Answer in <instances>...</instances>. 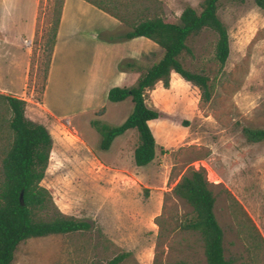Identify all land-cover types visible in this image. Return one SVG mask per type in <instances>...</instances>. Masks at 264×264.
I'll return each mask as SVG.
<instances>
[{
    "label": "rangeland",
    "instance_id": "rangeland-1",
    "mask_svg": "<svg viewBox=\"0 0 264 264\" xmlns=\"http://www.w3.org/2000/svg\"><path fill=\"white\" fill-rule=\"evenodd\" d=\"M92 1L128 19L156 16L175 22L185 7L199 12L203 0ZM10 3L24 25L34 9L33 35L17 39L18 54L25 60L26 53L29 61L25 88L15 89L19 82L14 80L13 88L0 86V95L22 100L25 117L50 135L52 145L40 186L50 195L54 208L89 224L87 231L20 242L11 264H104L121 253L128 256L120 264H205L199 234L183 228L191 208L170 193L190 169L201 170L209 183L224 259L230 264H264V142L247 143L241 132L242 128L264 129V10L252 0L218 1L216 16L227 32L229 49L222 67L214 59L216 35L212 31L204 29L187 38L190 53H182L179 60L185 70L207 77L208 101L202 100L198 88L174 73L169 75L167 88L157 82L145 90V105L160 117L148 122L155 158L138 169L130 160L138 143L134 130L123 141L129 153L109 166L113 158L98 153L99 136L90 126L92 120L120 125L131 111L129 98L108 103L120 115L107 118L87 113L56 120L42 113L37 103L58 0ZM127 29L124 26L122 31ZM25 41L30 42L29 47L24 46ZM146 43L156 52L139 64L141 69L160 58L156 45ZM6 66L0 61L1 70L17 79L18 73L7 72ZM76 100V96H65L64 104L69 102L68 109L77 108L80 103ZM7 118L0 99V148L10 139ZM53 206L36 212L34 219L55 215Z\"/></svg>",
    "mask_w": 264,
    "mask_h": 264
},
{
    "label": "trees",
    "instance_id": "trees-1",
    "mask_svg": "<svg viewBox=\"0 0 264 264\" xmlns=\"http://www.w3.org/2000/svg\"><path fill=\"white\" fill-rule=\"evenodd\" d=\"M98 10L113 17L128 28L123 33L103 32L99 40L105 43L128 41L142 37L160 50V58L145 69L134 61H122L119 70L138 73L135 83L127 88H110L106 101L121 102L130 98L131 111L118 126H109L96 120L90 126L99 136L98 148L106 151L112 140L126 130L137 134V145L133 150V164L136 167L148 165L154 158V138L147 122L158 118L159 114L144 103V92L157 82L168 86L170 72L178 75L201 92L203 101H208L207 77L185 70L180 63L182 53L189 54L185 42L188 37L207 29L216 35L214 59L222 67L228 56L227 32L216 16L219 0H203L199 12L185 7L177 21H165L159 17L128 19L114 14L92 0H84ZM255 7L264 10V0H252ZM63 0H58V11L50 28L49 57L54 45ZM5 104L8 118L5 128L10 139L0 148V264H11L17 245L31 238L49 235H63L87 231L89 224L82 220L60 214L53 206L51 197L40 186L47 167L51 138L47 130L24 115L25 103L17 98L0 95ZM101 112V111H99ZM247 143L264 142V129H241ZM54 150L50 155H54ZM170 193L183 200L191 208V217L183 225L185 230L197 232L202 241L205 264H230L223 257L222 232L213 214L214 197L201 170L190 169L181 175ZM21 195V201H19ZM53 206L55 215L47 220H35L36 212L47 211ZM128 253H121L104 264H120Z\"/></svg>",
    "mask_w": 264,
    "mask_h": 264
},
{
    "label": "crops",
    "instance_id": "crops-1",
    "mask_svg": "<svg viewBox=\"0 0 264 264\" xmlns=\"http://www.w3.org/2000/svg\"><path fill=\"white\" fill-rule=\"evenodd\" d=\"M10 1L12 0H0V61H5L7 72L8 70L16 71L18 77L17 79L10 77L0 68V86L7 90V87H14V80L19 82V87L15 89L26 86L29 61L24 51L25 60L21 54H18L21 47L17 39L32 38V24L35 16L33 9L28 23L24 25L21 22L20 14L13 10L14 3H10ZM123 27L124 25L113 17L84 0H63L54 45L40 94V102L37 103L45 116L64 120L68 116L87 113L92 116L97 114L99 118H107L109 114L114 115L115 113L120 115L117 107H109L108 103L110 102L106 101L107 92L113 87L132 86L139 74L133 71L119 70L118 64L122 61H134L137 64H142L150 52H156L154 47H150L146 43L150 41L142 37L116 43H105L99 40L100 33L112 31L123 33L128 30L122 31ZM171 73L173 72H170L169 75ZM65 96H76L78 98L76 101L80 103V106L68 109L69 102L64 104ZM64 109L67 112L64 113ZM109 109L112 110L109 111ZM106 125L109 124L106 123ZM152 131L154 133L153 129ZM131 133V130H126L123 134L115 137L106 151L99 149L98 153L101 151L109 154V158H113V162L110 160L112 164L109 166H114L115 161L124 158V154L129 153V147L123 141ZM73 140L77 142L75 138ZM78 140L86 151L92 153L90 149L85 148L80 139ZM98 144L99 141L96 149ZM132 154L133 152H130V160L133 161ZM98 159L104 162L103 158ZM136 168L141 169V167Z\"/></svg>",
    "mask_w": 264,
    "mask_h": 264
},
{
    "label": "built area",
    "instance_id": "built-area-1",
    "mask_svg": "<svg viewBox=\"0 0 264 264\" xmlns=\"http://www.w3.org/2000/svg\"><path fill=\"white\" fill-rule=\"evenodd\" d=\"M24 46H25V47H29V46H30V42H29V41H25V42H24Z\"/></svg>",
    "mask_w": 264,
    "mask_h": 264
},
{
    "label": "water",
    "instance_id": "water-1",
    "mask_svg": "<svg viewBox=\"0 0 264 264\" xmlns=\"http://www.w3.org/2000/svg\"><path fill=\"white\" fill-rule=\"evenodd\" d=\"M19 201H21V195H19Z\"/></svg>",
    "mask_w": 264,
    "mask_h": 264
}]
</instances>
